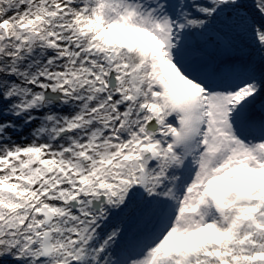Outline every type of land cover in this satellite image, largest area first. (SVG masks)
<instances>
[{"label": "snow or ice", "instance_id": "snow-or-ice-1", "mask_svg": "<svg viewBox=\"0 0 264 264\" xmlns=\"http://www.w3.org/2000/svg\"><path fill=\"white\" fill-rule=\"evenodd\" d=\"M0 264H264V0H0Z\"/></svg>", "mask_w": 264, "mask_h": 264}]
</instances>
